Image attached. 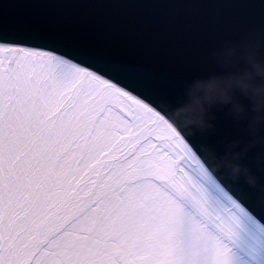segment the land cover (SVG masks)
<instances>
[{
	"label": "snow or ice",
	"instance_id": "1",
	"mask_svg": "<svg viewBox=\"0 0 264 264\" xmlns=\"http://www.w3.org/2000/svg\"><path fill=\"white\" fill-rule=\"evenodd\" d=\"M158 107L57 47L0 34V264H237L248 210L212 197ZM183 203L200 217L191 248ZM246 256L264 264V239Z\"/></svg>",
	"mask_w": 264,
	"mask_h": 264
},
{
	"label": "water",
	"instance_id": "2",
	"mask_svg": "<svg viewBox=\"0 0 264 264\" xmlns=\"http://www.w3.org/2000/svg\"><path fill=\"white\" fill-rule=\"evenodd\" d=\"M0 34L57 47L153 101L264 227V130L250 134L219 106L197 126L182 109L192 82L240 84L249 63L264 59V0H0Z\"/></svg>",
	"mask_w": 264,
	"mask_h": 264
},
{
	"label": "clouds",
	"instance_id": "3",
	"mask_svg": "<svg viewBox=\"0 0 264 264\" xmlns=\"http://www.w3.org/2000/svg\"><path fill=\"white\" fill-rule=\"evenodd\" d=\"M242 80L238 84L235 77L210 76L192 82L182 102L183 111L195 125L204 126L214 108L225 107L233 122L246 126L250 134L264 130V59L250 62ZM246 170L251 171V166ZM241 180L232 178L234 183Z\"/></svg>",
	"mask_w": 264,
	"mask_h": 264
},
{
	"label": "rangeland",
	"instance_id": "4",
	"mask_svg": "<svg viewBox=\"0 0 264 264\" xmlns=\"http://www.w3.org/2000/svg\"><path fill=\"white\" fill-rule=\"evenodd\" d=\"M214 189L215 190L209 188V191L212 197L218 198L221 192L215 187ZM183 207L186 216L178 233V240L180 241L182 247L191 248L193 245V236L191 231L192 221L200 220V217L191 204L183 203ZM254 238L264 239V232H262L261 228L257 226L248 216L241 215L239 217V224L235 230V237L233 241L230 242V247L237 257V264H245V261L247 260L246 249L253 243Z\"/></svg>",
	"mask_w": 264,
	"mask_h": 264
},
{
	"label": "bare ground",
	"instance_id": "5",
	"mask_svg": "<svg viewBox=\"0 0 264 264\" xmlns=\"http://www.w3.org/2000/svg\"><path fill=\"white\" fill-rule=\"evenodd\" d=\"M159 114V118L161 119V121L167 125L171 130L174 131V133L178 136V138L184 143V145L188 148V150L191 151V153L194 155L196 161L198 162V166L203 170L204 175L206 176L207 180L216 188L218 189L221 193H225L227 195H229L220 185L219 183L212 177V175L209 173V171H207V169L205 168V166L201 163V161L198 159V157L195 155V153L193 152L192 148L189 146V144L183 139L182 135L180 134V132L178 131V129H176L175 126H173L169 120H167L166 117H164L160 112H158ZM230 196V195H229ZM251 216V215H250ZM249 217V216H248ZM251 220L257 225L259 226L261 229H264V227L262 225H260L252 216H251Z\"/></svg>",
	"mask_w": 264,
	"mask_h": 264
}]
</instances>
